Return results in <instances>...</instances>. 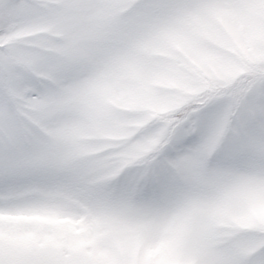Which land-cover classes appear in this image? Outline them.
<instances>
[{
	"label": "clouds",
	"instance_id": "1",
	"mask_svg": "<svg viewBox=\"0 0 264 264\" xmlns=\"http://www.w3.org/2000/svg\"><path fill=\"white\" fill-rule=\"evenodd\" d=\"M0 50L21 85L57 98L27 114L12 105L0 152L55 164L71 192L40 214L0 209V252L15 264L69 247L80 264H247L264 248V156L249 142L255 163L216 162L243 95L264 81V0H51ZM70 60L81 70L39 79ZM182 122L194 139L174 150ZM189 153L206 163L173 194L128 203L126 177Z\"/></svg>",
	"mask_w": 264,
	"mask_h": 264
},
{
	"label": "snow or ice",
	"instance_id": "2",
	"mask_svg": "<svg viewBox=\"0 0 264 264\" xmlns=\"http://www.w3.org/2000/svg\"><path fill=\"white\" fill-rule=\"evenodd\" d=\"M151 3L161 0H150ZM169 2V0H164ZM51 0H0V36L7 33L9 38L21 34L25 25L34 21L44 11ZM82 65L75 60L60 68L41 73L40 80H53L70 77L77 73ZM19 76L3 59L0 50V84L7 87L9 100L0 98V136L7 132L13 135L15 114L12 105L20 114H27L28 109L43 103H57L51 90H43L32 84L21 85ZM191 116V114H190ZM190 122V119H189ZM191 129L186 123L177 124L173 129V143L179 144ZM249 142L255 152L264 156V81L253 84L243 95L241 111L233 140L224 145L216 162L255 163L246 157L250 154ZM197 154L176 155L166 158L159 167L134 178L126 177L123 181V195L129 204L140 202L150 205L174 193L178 178L187 180L189 174L205 165ZM67 177L55 164L46 166L22 167L0 152V209L5 205L9 209L25 208L36 214L48 212L53 203L71 195ZM33 264H80L72 249L45 250L37 254ZM0 264H15L13 258L0 252ZM247 264H264V248L256 251Z\"/></svg>",
	"mask_w": 264,
	"mask_h": 264
},
{
	"label": "rangeland",
	"instance_id": "3",
	"mask_svg": "<svg viewBox=\"0 0 264 264\" xmlns=\"http://www.w3.org/2000/svg\"><path fill=\"white\" fill-rule=\"evenodd\" d=\"M212 110H214V109H210L209 112H211ZM207 115L208 114H205V116L202 117L203 122H206ZM193 139L194 138H192V137H184L183 140L179 144L175 145L174 150H182L183 148L187 147L192 142Z\"/></svg>",
	"mask_w": 264,
	"mask_h": 264
}]
</instances>
